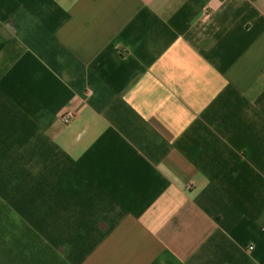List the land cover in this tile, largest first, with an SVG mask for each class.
<instances>
[{
    "label": "crops",
    "instance_id": "obj_1",
    "mask_svg": "<svg viewBox=\"0 0 264 264\" xmlns=\"http://www.w3.org/2000/svg\"><path fill=\"white\" fill-rule=\"evenodd\" d=\"M263 225L264 0H0V264H264Z\"/></svg>",
    "mask_w": 264,
    "mask_h": 264
},
{
    "label": "built area",
    "instance_id": "obj_2",
    "mask_svg": "<svg viewBox=\"0 0 264 264\" xmlns=\"http://www.w3.org/2000/svg\"><path fill=\"white\" fill-rule=\"evenodd\" d=\"M73 116H74V112L73 111H68V112L64 113L60 117V121L63 124L67 125L71 121V119L73 118ZM261 232L264 234V225L261 228ZM249 249H252V247H249Z\"/></svg>",
    "mask_w": 264,
    "mask_h": 264
}]
</instances>
